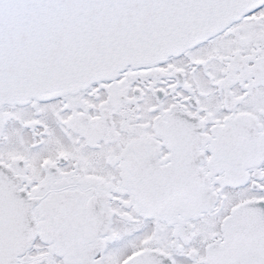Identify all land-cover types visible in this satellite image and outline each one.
<instances>
[{
  "label": "snow or ice",
  "instance_id": "6c2138e0",
  "mask_svg": "<svg viewBox=\"0 0 264 264\" xmlns=\"http://www.w3.org/2000/svg\"><path fill=\"white\" fill-rule=\"evenodd\" d=\"M0 264H264V0H0Z\"/></svg>",
  "mask_w": 264,
  "mask_h": 264
}]
</instances>
